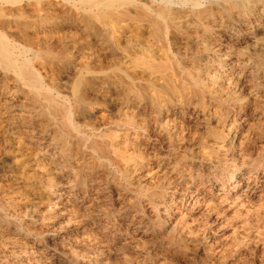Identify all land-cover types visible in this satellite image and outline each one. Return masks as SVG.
I'll return each mask as SVG.
<instances>
[{
	"label": "rangeland",
	"instance_id": "1",
	"mask_svg": "<svg viewBox=\"0 0 264 264\" xmlns=\"http://www.w3.org/2000/svg\"><path fill=\"white\" fill-rule=\"evenodd\" d=\"M63 1L51 0L54 15H82ZM171 2L124 7L144 19L160 11L159 24L167 22V47L154 60L182 84L170 131L158 128L146 143L120 131L118 167L89 177V160L49 165L50 150L39 151L27 136L17 147L0 143V264H264V0ZM133 32L143 50L155 49L149 29ZM75 69L38 71L63 96ZM137 76L148 78L142 70ZM106 91L94 88L88 100L112 126L131 112L115 90ZM75 180L89 189L69 194L70 204L67 194L56 197ZM26 182L44 194L28 193ZM48 191L55 193L49 200Z\"/></svg>",
	"mask_w": 264,
	"mask_h": 264
},
{
	"label": "bare ground",
	"instance_id": "2",
	"mask_svg": "<svg viewBox=\"0 0 264 264\" xmlns=\"http://www.w3.org/2000/svg\"><path fill=\"white\" fill-rule=\"evenodd\" d=\"M65 1L82 15H54L51 0H0V143L8 148L12 142L17 147L27 136L31 146L39 145V151L50 150L49 165L70 167L71 162L85 164L89 160V177L100 167H118L122 157L118 156L115 141L120 138V131H124L123 138L142 137L145 143L153 136L150 132L158 128L168 133L173 122L170 110L172 107L182 109V84L177 73L169 75L166 70H161L163 68L155 66L154 55L167 47L168 25L165 19L163 27L159 24L163 17L160 11L144 19L124 11L125 6L135 5V0ZM148 1L163 8L172 4V0ZM191 2L197 6L199 0ZM147 29L158 41L155 49L143 50L136 39L132 41L128 36L133 31L143 33ZM36 66L39 69L47 66L79 69L75 71L78 76L71 93L60 96L58 90L46 86ZM141 70L148 75L145 82L137 76ZM173 76L175 80H172ZM94 88L107 90V94L115 90L120 95L121 107L130 111L131 116L108 126V116L104 112L98 114L92 100L89 101V93ZM3 97L8 99L4 106ZM14 172L23 178L19 170ZM180 183L182 180L178 185ZM23 186L28 193L44 194L45 189L31 182ZM239 187V182H235L231 189L237 191ZM99 188L96 187V191ZM81 189H89L86 181L75 180L60 191L58 189L56 195L67 194L65 203H69V194ZM54 194L48 191L45 197L49 200Z\"/></svg>",
	"mask_w": 264,
	"mask_h": 264
}]
</instances>
